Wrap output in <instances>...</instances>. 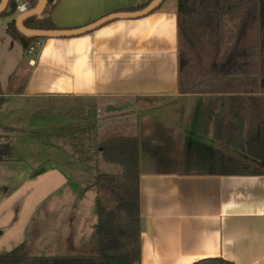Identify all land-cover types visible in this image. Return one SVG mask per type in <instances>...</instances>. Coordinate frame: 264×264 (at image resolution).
Segmentation results:
<instances>
[{
    "label": "crops",
    "instance_id": "0c3cea01",
    "mask_svg": "<svg viewBox=\"0 0 264 264\" xmlns=\"http://www.w3.org/2000/svg\"><path fill=\"white\" fill-rule=\"evenodd\" d=\"M151 1L57 0L50 19L54 31H72L112 14L139 11ZM176 5L165 0L142 18L114 20L79 36L33 41L28 48L39 45L32 54L8 33L7 25L17 16L0 17V146L8 150L0 160V205L9 188L30 180L53 186L47 180L57 182L60 145L74 163L92 164L98 174L120 175L121 168L100 154L92 162H76L74 151L64 146L70 139L67 129L92 122L97 143L138 139V264L213 258L264 264V175L216 174L219 96L178 94ZM73 100L82 108L62 107L65 117L60 119L57 109ZM242 109L248 137L264 122V94L248 95ZM38 170L43 173L34 176ZM4 235L0 221V238ZM0 255L6 254L0 249ZM21 256L43 255L36 247L32 255Z\"/></svg>",
    "mask_w": 264,
    "mask_h": 264
},
{
    "label": "trees",
    "instance_id": "16d2710c",
    "mask_svg": "<svg viewBox=\"0 0 264 264\" xmlns=\"http://www.w3.org/2000/svg\"><path fill=\"white\" fill-rule=\"evenodd\" d=\"M32 1L34 7L36 1ZM46 1L39 16L23 22L25 28L55 30L50 15L57 0ZM176 4L178 94L219 96L214 119L216 174L264 175V122L253 135L244 137L242 109L248 95L264 94V0H176ZM14 14V0H9L0 17ZM7 28L24 49L39 40L21 36L14 21ZM66 131L78 161L92 162L100 154L104 162L121 168L120 175L98 174L94 178L93 250L89 255L53 257L0 255V264H138L142 231L138 139L120 137L97 143L92 122ZM221 147L234 150L236 155H227ZM7 152V147L1 145L0 160ZM40 173L43 170L33 175ZM194 264L232 263L213 258Z\"/></svg>",
    "mask_w": 264,
    "mask_h": 264
},
{
    "label": "rangeland",
    "instance_id": "374dc122",
    "mask_svg": "<svg viewBox=\"0 0 264 264\" xmlns=\"http://www.w3.org/2000/svg\"><path fill=\"white\" fill-rule=\"evenodd\" d=\"M62 107L65 111H78L82 104L75 100L62 104L61 109H57L60 119L65 117L61 114ZM84 107L87 108L86 104ZM77 138L80 140V135ZM64 146L70 147V140L65 141ZM57 150V182L54 178L47 180V183L52 181L53 186L30 180L20 188H9L0 205V221L5 228L0 249L6 255H32L36 247L43 256L89 255L93 250L94 177L101 172L92 164L74 163L61 145ZM3 183L7 188L5 180Z\"/></svg>",
    "mask_w": 264,
    "mask_h": 264
},
{
    "label": "water",
    "instance_id": "95a60500",
    "mask_svg": "<svg viewBox=\"0 0 264 264\" xmlns=\"http://www.w3.org/2000/svg\"><path fill=\"white\" fill-rule=\"evenodd\" d=\"M37 4L34 8L27 11L24 14H21L15 19V27L19 34L26 38H36V39H48V38H64V37H74L79 36L88 32H91L98 27L103 26L104 24L114 21V20H127V19H138L145 17L152 12L156 11L159 6L163 3L164 0H152L146 7L143 9L132 12V13H117L106 16L97 22L72 31H43V30H31L24 27L23 22L26 19L31 17L39 16L46 6V0H36ZM9 0L0 1V14L6 9Z\"/></svg>",
    "mask_w": 264,
    "mask_h": 264
},
{
    "label": "built area",
    "instance_id": "2783aa9c",
    "mask_svg": "<svg viewBox=\"0 0 264 264\" xmlns=\"http://www.w3.org/2000/svg\"><path fill=\"white\" fill-rule=\"evenodd\" d=\"M15 3V15L19 16L21 14L26 13L27 11L32 9L33 1L32 0H14ZM39 45V42L32 44L27 53L32 54L35 52L36 47Z\"/></svg>",
    "mask_w": 264,
    "mask_h": 264
}]
</instances>
